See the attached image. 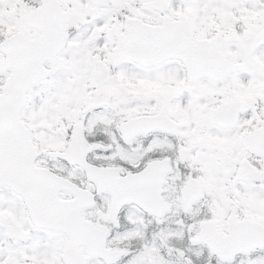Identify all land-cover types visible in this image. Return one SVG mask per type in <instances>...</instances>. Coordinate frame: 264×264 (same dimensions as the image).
Listing matches in <instances>:
<instances>
[{"label": "snow or ice", "instance_id": "1", "mask_svg": "<svg viewBox=\"0 0 264 264\" xmlns=\"http://www.w3.org/2000/svg\"><path fill=\"white\" fill-rule=\"evenodd\" d=\"M0 264H264V0H0Z\"/></svg>", "mask_w": 264, "mask_h": 264}]
</instances>
